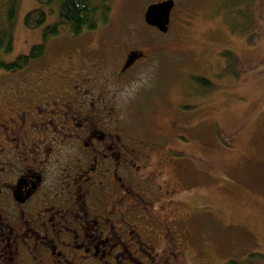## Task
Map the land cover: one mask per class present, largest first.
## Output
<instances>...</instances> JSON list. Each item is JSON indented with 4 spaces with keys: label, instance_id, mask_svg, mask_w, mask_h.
I'll return each instance as SVG.
<instances>
[{
    "label": "rangeland",
    "instance_id": "rangeland-1",
    "mask_svg": "<svg viewBox=\"0 0 264 264\" xmlns=\"http://www.w3.org/2000/svg\"><path fill=\"white\" fill-rule=\"evenodd\" d=\"M156 1L111 0L110 15L98 17L96 28L73 37L61 24L43 39V28L57 19L56 5L17 0L12 49L0 50V61L42 42L45 51L22 69L0 68V115L52 78L63 88L77 58L85 65L99 56L106 30H119L116 41L147 54L122 90L123 126L157 144L159 165L150 164L162 170L165 195L151 201L176 241L162 237V220L151 230L154 218H142L136 225L151 253L170 264H264V0H175L166 33L143 21L145 7ZM4 5L0 0V26ZM37 6L46 19L28 28L23 17ZM154 235L162 242L152 243Z\"/></svg>",
    "mask_w": 264,
    "mask_h": 264
},
{
    "label": "flooded vegetation",
    "instance_id": "flooded-vegetation-1",
    "mask_svg": "<svg viewBox=\"0 0 264 264\" xmlns=\"http://www.w3.org/2000/svg\"><path fill=\"white\" fill-rule=\"evenodd\" d=\"M117 37L107 29L101 54L85 65L79 56L63 88L52 78L0 115V264H146L140 255L170 264L136 225L150 217L151 230L162 220V237L171 232L151 201L165 195L150 164L157 144L126 131L121 113L122 90L147 54ZM131 52L141 56L124 67Z\"/></svg>",
    "mask_w": 264,
    "mask_h": 264
},
{
    "label": "trees",
    "instance_id": "trees-1",
    "mask_svg": "<svg viewBox=\"0 0 264 264\" xmlns=\"http://www.w3.org/2000/svg\"><path fill=\"white\" fill-rule=\"evenodd\" d=\"M5 2L4 25L0 26V50L8 53L12 49V21L15 16L17 0H2ZM39 5H51L57 7V19L55 22L46 25L42 30V37L49 34H56L61 24H64L72 36H77L85 30L96 28L97 19L100 17L105 20L108 12L107 5L111 0H35ZM232 1V0H229ZM46 19V12L42 7L37 6L25 13L23 24L28 28H36L42 25ZM102 21V20H101ZM256 35L249 36V42L253 43ZM45 46L43 44L33 45L28 54L19 55L12 62L4 63L0 61V68L5 70L22 69L31 59L43 54ZM203 86L209 87L207 79L194 77ZM16 101V100H15ZM232 264H236L234 261Z\"/></svg>",
    "mask_w": 264,
    "mask_h": 264
},
{
    "label": "water",
    "instance_id": "water-1",
    "mask_svg": "<svg viewBox=\"0 0 264 264\" xmlns=\"http://www.w3.org/2000/svg\"><path fill=\"white\" fill-rule=\"evenodd\" d=\"M173 0H162L149 4L144 11L143 18L147 25L155 27L158 31L165 33L168 29L169 14L173 7ZM141 56L137 52L129 53L124 67H128L132 62Z\"/></svg>",
    "mask_w": 264,
    "mask_h": 264
}]
</instances>
